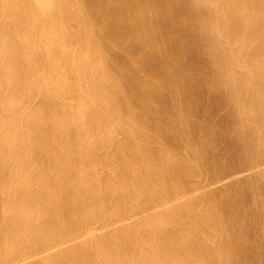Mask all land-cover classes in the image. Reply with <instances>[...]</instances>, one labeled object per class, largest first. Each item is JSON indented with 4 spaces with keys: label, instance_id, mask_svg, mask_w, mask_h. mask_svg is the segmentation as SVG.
I'll return each instance as SVG.
<instances>
[{
    "label": "bare ground",
    "instance_id": "6f19581e",
    "mask_svg": "<svg viewBox=\"0 0 264 264\" xmlns=\"http://www.w3.org/2000/svg\"><path fill=\"white\" fill-rule=\"evenodd\" d=\"M158 3L0 0V264L234 263L187 133L136 123L137 102L178 90L159 77L165 63L182 67L190 55L181 45L178 59ZM114 53L137 73L135 98L113 72Z\"/></svg>",
    "mask_w": 264,
    "mask_h": 264
},
{
    "label": "rangeland",
    "instance_id": "374dc122",
    "mask_svg": "<svg viewBox=\"0 0 264 264\" xmlns=\"http://www.w3.org/2000/svg\"><path fill=\"white\" fill-rule=\"evenodd\" d=\"M165 1L155 0L166 13L162 17L163 10L159 11L158 24L172 30L168 28L172 34L170 43L176 42L177 46H172L176 48L174 51H181L176 54L189 51L190 55L187 54L188 62L182 63V67H178L180 63L173 64L174 52L175 57L168 55L164 59L173 62L165 63V73L159 71L163 73L159 77L165 76L166 85L173 82L178 90L171 95L173 98H158L159 102L156 99L155 107L137 102L136 123L154 131L187 133L189 146L200 161L201 181L212 184L204 195L215 203L229 226L227 241L233 264H264V0H238V4L234 0ZM167 5L176 13L166 9ZM238 5L243 10H240L243 18L249 22L248 30L237 17L235 7ZM169 11L177 14L173 17L175 23L168 17ZM181 45L188 47V51L180 48ZM118 54L114 53L112 58V66L115 63L117 66L112 67L116 68L113 72L121 84L127 86L129 97L135 98L141 90L137 73L127 68L124 56ZM181 57L183 55L178 59ZM169 65H173L172 68ZM153 72L151 74L155 75ZM60 74L63 77L65 72ZM0 78V86L5 88V81L2 76ZM93 80L90 76L79 79L83 91H90ZM34 94L42 98L38 91ZM2 104L0 124L6 112ZM25 111L22 110L23 115ZM181 152L193 157V152L185 145ZM101 174L105 175V171Z\"/></svg>",
    "mask_w": 264,
    "mask_h": 264
}]
</instances>
